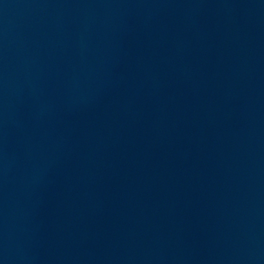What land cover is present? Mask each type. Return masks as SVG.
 <instances>
[{"label": "water", "instance_id": "1", "mask_svg": "<svg viewBox=\"0 0 264 264\" xmlns=\"http://www.w3.org/2000/svg\"><path fill=\"white\" fill-rule=\"evenodd\" d=\"M0 264H264V0H0Z\"/></svg>", "mask_w": 264, "mask_h": 264}]
</instances>
